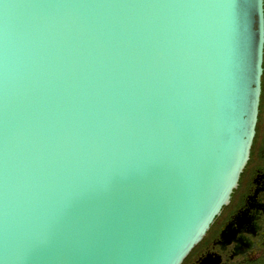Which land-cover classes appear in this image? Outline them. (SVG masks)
<instances>
[{
  "label": "water",
  "instance_id": "obj_1",
  "mask_svg": "<svg viewBox=\"0 0 264 264\" xmlns=\"http://www.w3.org/2000/svg\"><path fill=\"white\" fill-rule=\"evenodd\" d=\"M263 75L264 0H0V264H182Z\"/></svg>",
  "mask_w": 264,
  "mask_h": 264
},
{
  "label": "flooded vegetation",
  "instance_id": "obj_2",
  "mask_svg": "<svg viewBox=\"0 0 264 264\" xmlns=\"http://www.w3.org/2000/svg\"><path fill=\"white\" fill-rule=\"evenodd\" d=\"M256 137L230 204L182 264H264V75Z\"/></svg>",
  "mask_w": 264,
  "mask_h": 264
},
{
  "label": "snow or ice",
  "instance_id": "obj_3",
  "mask_svg": "<svg viewBox=\"0 0 264 264\" xmlns=\"http://www.w3.org/2000/svg\"><path fill=\"white\" fill-rule=\"evenodd\" d=\"M237 7H238V5H237Z\"/></svg>",
  "mask_w": 264,
  "mask_h": 264
}]
</instances>
